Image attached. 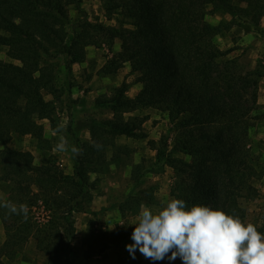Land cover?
<instances>
[{
  "label": "trees",
  "instance_id": "trees-1",
  "mask_svg": "<svg viewBox=\"0 0 264 264\" xmlns=\"http://www.w3.org/2000/svg\"><path fill=\"white\" fill-rule=\"evenodd\" d=\"M207 5L230 16L227 29L238 26L264 38V0H102L103 16L114 25L90 21L82 0H0V46L17 62L0 61V182L12 185L4 200L29 208L26 221L6 217L0 208V264L13 263L30 239L45 255V264H72L75 214L88 211L93 199L89 175L103 173L121 156H129L126 146L115 143L117 137H147V117L132 113L148 108L166 114L172 126L171 146L165 138L148 141L155 151L154 167L172 170L169 195L183 199L188 208L221 209L247 224L240 201L259 196L251 181L264 170L258 172L251 164L245 120L257 105L262 73L259 66L244 68L237 58L222 60L228 52L214 43L219 28L202 20ZM70 8L78 14L71 34ZM116 41L119 51L99 73L115 74L128 64L140 88L131 98L123 81L109 97L95 101L111 118L88 120L89 141L79 145L83 154L75 157L72 174H65L53 157L35 165L30 152L12 149L8 143L13 134L49 147L41 121L54 125L55 110L43 94L55 101L63 94L55 60L63 57L69 76L74 64L84 62L87 47L107 46L111 51ZM94 142L102 149L94 148ZM107 149L110 158L103 153ZM147 171L143 160L131 167L132 187L118 206L121 215H137L142 205L155 201L157 185L144 186ZM40 209L42 217L36 215ZM255 226L264 234L263 227ZM107 248L102 244L101 250ZM110 264L141 261L127 253Z\"/></svg>",
  "mask_w": 264,
  "mask_h": 264
},
{
  "label": "rangeland",
  "instance_id": "rangeland-1",
  "mask_svg": "<svg viewBox=\"0 0 264 264\" xmlns=\"http://www.w3.org/2000/svg\"><path fill=\"white\" fill-rule=\"evenodd\" d=\"M102 0H82V7L88 14L90 21L98 20L104 25H114V21H107L101 9ZM69 34L72 33L71 26L78 21V14L70 8ZM202 20L219 28V33L214 37V43L222 52H228L222 60L237 58L244 68H255L259 66L262 77L260 78L257 91V105L245 120L249 128L250 158L254 168L261 172L264 170V38L254 32H244L238 26H229L230 16L223 10L213 11L210 5L205 7ZM264 30V18L260 22ZM119 51V42L116 41L110 51L107 46L101 48L87 47L85 60L76 63L71 68L68 76L64 69V59L59 57L55 60L57 85L63 90L59 100L44 93L46 101L53 102L55 121L51 125L48 120H42L44 136L48 140V148L41 146L30 136L13 134L8 145L18 151L30 152L34 158L35 165L45 164L49 157L56 159V163L65 174L71 175L75 157L70 152L59 153L54 150L58 142L55 129L63 124L66 127L65 137L70 144L79 145L89 141L86 124L90 118L104 120L111 118V112L107 108H99L95 101L99 98L109 97L115 87L123 81L128 84L127 96L134 97L140 85L136 83V75L130 72L128 64L115 74L99 73L105 61ZM0 61L5 63L17 62L7 55V48L0 46ZM262 87V88H261ZM262 89V90H260ZM263 99L258 103V98ZM135 116H146L143 123L145 139H131L119 136L115 143L126 146L129 156H121L120 159L109 165L103 173H91L89 175L92 184L93 199L88 206V211L75 214V239L70 249V260L72 264H110L116 263L118 259L129 251L126 246L133 243L129 236V230L134 229L137 215L125 213L121 215L118 206L126 198L132 187L130 180L131 167L143 160L145 167L149 170L144 177V186L157 185L155 201L147 207L153 211L159 210L172 197L169 188L172 183V170L168 167H154L155 151L148 147V141L158 143L160 139H168L172 145V126L166 114L152 108L132 113ZM2 146L0 144V150ZM106 158H110L109 149L103 151ZM182 156V155H181ZM253 186L259 192L254 200L240 201L246 210V222L252 223L264 229V175L253 179ZM12 191V185L0 182V200H4ZM141 210V209H140ZM140 212V211H139ZM36 215L43 216L42 210H36ZM131 232V231H130ZM107 235L108 248L101 250L103 237ZM4 240V231L0 222V244ZM170 255V253H169ZM135 256L141 264H162L165 260L174 264H183L178 257L169 260L167 257L161 261L146 259L137 249ZM46 257L35 249V242L30 239L25 245L23 252L11 264H45Z\"/></svg>",
  "mask_w": 264,
  "mask_h": 264
},
{
  "label": "clouds",
  "instance_id": "clouds-1",
  "mask_svg": "<svg viewBox=\"0 0 264 264\" xmlns=\"http://www.w3.org/2000/svg\"><path fill=\"white\" fill-rule=\"evenodd\" d=\"M58 142L54 150L80 156L83 149L69 143L60 124L54 130ZM97 150L103 145L94 142ZM5 216H21L26 221L29 208L11 200H0ZM131 233L133 243L126 246L132 258L135 251L153 261L166 257L183 264H264V234L238 216L206 205L188 208L183 199L172 198L159 210L142 205ZM170 253V255H169Z\"/></svg>",
  "mask_w": 264,
  "mask_h": 264
},
{
  "label": "crops",
  "instance_id": "crops-1",
  "mask_svg": "<svg viewBox=\"0 0 264 264\" xmlns=\"http://www.w3.org/2000/svg\"><path fill=\"white\" fill-rule=\"evenodd\" d=\"M262 88V87H261ZM260 90H262V89H260ZM260 100L261 101H263V99H260V97L258 98V103H260ZM264 123V118H263V120H262V124ZM169 261L168 260H165V263L164 262H162V264H169L168 263ZM171 264H174L173 262H170ZM154 264H157V263H154ZM161 264V263H160Z\"/></svg>",
  "mask_w": 264,
  "mask_h": 264
}]
</instances>
